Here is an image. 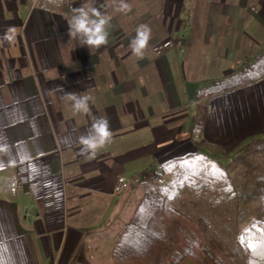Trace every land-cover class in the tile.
<instances>
[{
    "label": "crops",
    "instance_id": "crops-1",
    "mask_svg": "<svg viewBox=\"0 0 264 264\" xmlns=\"http://www.w3.org/2000/svg\"><path fill=\"white\" fill-rule=\"evenodd\" d=\"M229 1L154 0L151 11L145 1L124 0L125 13L119 0H75L56 13L34 0H0V33L14 25L18 34L0 47V175L19 180L15 197L0 194V264H112L113 244L137 206V178L202 143L229 158L264 137V79L194 99L203 81L238 68L243 36L264 40V0ZM82 5L111 17L108 43L98 49L68 35L72 9ZM141 24L152 35L138 59L129 45ZM205 63L207 73H196ZM57 86L90 96V111L74 112ZM196 105L205 108L200 141L192 139ZM105 116L111 141L94 158L82 155L80 137ZM119 176L128 188L115 198Z\"/></svg>",
    "mask_w": 264,
    "mask_h": 264
},
{
    "label": "trees",
    "instance_id": "trees-1",
    "mask_svg": "<svg viewBox=\"0 0 264 264\" xmlns=\"http://www.w3.org/2000/svg\"><path fill=\"white\" fill-rule=\"evenodd\" d=\"M69 0H37L40 8L64 13ZM187 12L183 10L182 13ZM186 18L182 19V29ZM264 79V40L256 55L236 70L217 79L203 81L195 101ZM205 108L194 107L192 139L201 140ZM224 153L215 144L202 143L199 151L172 159L153 168L159 169L145 188L134 213L112 250V264H224L203 242L194 221L171 205V201L188 188L207 206L217 210L236 199L222 163ZM152 169V168H151ZM254 187L261 207L241 230L237 241L245 252L246 264H264V176Z\"/></svg>",
    "mask_w": 264,
    "mask_h": 264
},
{
    "label": "rangeland",
    "instance_id": "rangeland-1",
    "mask_svg": "<svg viewBox=\"0 0 264 264\" xmlns=\"http://www.w3.org/2000/svg\"><path fill=\"white\" fill-rule=\"evenodd\" d=\"M74 1L69 0L67 4ZM140 1H145V5L148 8L152 6L151 11H154L156 4H158H155L154 0ZM210 1L213 4L218 3L220 0ZM246 1L248 4H252V0ZM223 3L230 4L231 2L229 0H223ZM195 4H199V2L193 1L191 3L192 6H195ZM185 6L188 9L190 4L187 3ZM150 14L149 12L146 13L147 16ZM134 15L137 16L140 14H132V16ZM172 38L173 40H170V42L173 43L175 37ZM258 46L243 36L241 58L239 59L240 63L237 66L240 67L246 61L252 59L256 55ZM209 63H205L203 68H197L195 72L207 73ZM222 163L232 187L237 192L236 199L217 210H212L207 206L204 199L198 198L188 188H184L171 201V205L180 212L188 215L194 221L201 233L204 244L224 264H246V255L237 241V236L248 225L251 218L261 207L254 182L259 176H264V137L243 145L236 157L224 158L223 155ZM157 172H159V169H150V171L137 178L134 191L131 192L132 198L139 197L137 204L145 188L155 178ZM98 239L93 240L99 241L101 245H105V248L111 244L110 239H102L101 237Z\"/></svg>",
    "mask_w": 264,
    "mask_h": 264
},
{
    "label": "clouds",
    "instance_id": "clouds-1",
    "mask_svg": "<svg viewBox=\"0 0 264 264\" xmlns=\"http://www.w3.org/2000/svg\"><path fill=\"white\" fill-rule=\"evenodd\" d=\"M60 3L63 0H59ZM34 7L38 6L34 0ZM121 12H130L131 5L119 0L116 9ZM73 15L68 21V35L71 39H81L82 44L87 48H100L108 43L107 27L110 26L111 17L102 15L95 7L85 8L83 5L72 9ZM17 29L14 25L8 26L3 33H0V47L5 44L12 45L17 40ZM151 28L146 24H141L136 29L135 37L130 41L129 47L133 55L138 59L144 58L145 49L151 39ZM62 98L71 102L74 112L87 114L90 111L89 101L92 99L88 95H78L76 92H64ZM112 139L109 121L107 117L97 118L87 132L80 137L82 145L80 152L87 154L89 158H94L96 152L108 144Z\"/></svg>",
    "mask_w": 264,
    "mask_h": 264
},
{
    "label": "built area",
    "instance_id": "built-area-1",
    "mask_svg": "<svg viewBox=\"0 0 264 264\" xmlns=\"http://www.w3.org/2000/svg\"><path fill=\"white\" fill-rule=\"evenodd\" d=\"M172 43L170 41H165L161 43L159 46L155 49V54L157 56L161 55L165 50L170 48ZM18 178L16 175L11 176H3L0 175V194L6 193L10 197H15L18 190ZM128 188V182L127 179L123 176H119L112 188L111 195L113 197L120 196L123 192L126 191Z\"/></svg>",
    "mask_w": 264,
    "mask_h": 264
},
{
    "label": "snow or ice",
    "instance_id": "snow-or-ice-1",
    "mask_svg": "<svg viewBox=\"0 0 264 264\" xmlns=\"http://www.w3.org/2000/svg\"><path fill=\"white\" fill-rule=\"evenodd\" d=\"M261 247H264V240L261 241Z\"/></svg>",
    "mask_w": 264,
    "mask_h": 264
}]
</instances>
